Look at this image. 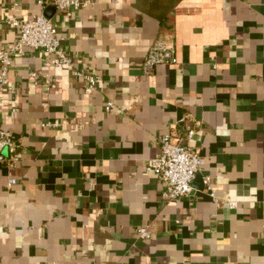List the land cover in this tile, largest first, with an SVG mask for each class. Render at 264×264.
Segmentation results:
<instances>
[{
  "label": "crops",
  "instance_id": "obj_1",
  "mask_svg": "<svg viewBox=\"0 0 264 264\" xmlns=\"http://www.w3.org/2000/svg\"><path fill=\"white\" fill-rule=\"evenodd\" d=\"M91 1L67 14L0 0V49L18 37L6 15L42 13L98 80L87 93L40 49L13 54L0 128L19 159L0 164V264H264V0ZM157 39L179 61L146 73ZM165 134L204 158L192 193L173 200L146 171Z\"/></svg>",
  "mask_w": 264,
  "mask_h": 264
},
{
  "label": "built area",
  "instance_id": "obj_2",
  "mask_svg": "<svg viewBox=\"0 0 264 264\" xmlns=\"http://www.w3.org/2000/svg\"><path fill=\"white\" fill-rule=\"evenodd\" d=\"M41 6L55 5L59 10L71 14L73 10L87 8L92 4L91 0H38ZM17 4V3H15ZM4 23L14 27L18 31L17 39L7 48L0 49V84L9 90L14 87L8 85L9 69L12 64L13 54L24 55L27 49H40L44 55L46 68L68 66L74 76L85 79L87 82L85 91L91 93L98 87L97 77L86 69H79L72 56L63 48L64 36L58 33L56 23L44 14H36L31 18H19L14 14L6 15ZM179 59L174 43H167L157 39L149 48L144 60L143 70L151 73L157 65L175 64ZM216 67V64H214ZM31 76L37 77L38 72L32 71ZM53 77L46 76V83L50 84ZM115 106L113 101H108L106 111H111ZM196 129L191 127L187 132V139H192ZM17 140L11 131L0 128V164L7 162L13 164L18 161ZM5 151L12 153L10 157ZM204 158L201 153L187 144L185 137L163 135L159 140V151L146 163V171L149 174L159 176L166 189L163 195L169 199H178L190 195L194 189L193 181L201 171ZM210 195L216 198L215 191L209 185V177L205 178ZM17 183L13 177L9 178L8 186ZM229 207H235L237 201H228ZM141 238L149 239L151 233L147 226L138 229Z\"/></svg>",
  "mask_w": 264,
  "mask_h": 264
},
{
  "label": "water",
  "instance_id": "obj_3",
  "mask_svg": "<svg viewBox=\"0 0 264 264\" xmlns=\"http://www.w3.org/2000/svg\"><path fill=\"white\" fill-rule=\"evenodd\" d=\"M199 177H200V174L197 176V179H199ZM197 179H196V180H197Z\"/></svg>",
  "mask_w": 264,
  "mask_h": 264
}]
</instances>
